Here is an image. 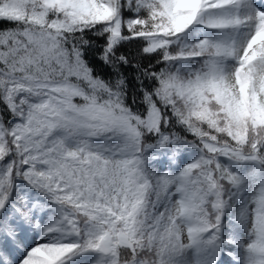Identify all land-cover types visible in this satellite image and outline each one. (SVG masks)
<instances>
[{
	"label": "snow or ice",
	"instance_id": "obj_1",
	"mask_svg": "<svg viewBox=\"0 0 264 264\" xmlns=\"http://www.w3.org/2000/svg\"><path fill=\"white\" fill-rule=\"evenodd\" d=\"M0 264H264V0H0Z\"/></svg>",
	"mask_w": 264,
	"mask_h": 264
}]
</instances>
